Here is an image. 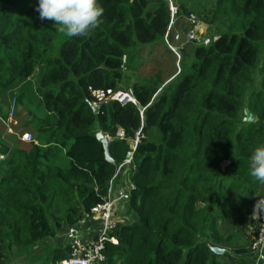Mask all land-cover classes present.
<instances>
[{
	"label": "trees",
	"instance_id": "1",
	"mask_svg": "<svg viewBox=\"0 0 264 264\" xmlns=\"http://www.w3.org/2000/svg\"><path fill=\"white\" fill-rule=\"evenodd\" d=\"M215 1L224 15L234 16L240 33L219 32L208 46L175 43L191 62L184 63L182 54L179 73L168 83L156 56L162 50L153 46L141 66L150 60L154 69L144 80L129 83L130 70L148 50H140L137 62L128 66L132 51L165 45L172 24L188 31L195 12L187 0H99L101 23L83 38L68 37L52 21L39 20L36 0H0L3 264H39L43 256L36 247L52 239L59 243L42 248L46 264L69 258V244L60 242L59 232L65 234L88 216L95 218L92 208L107 195L137 137L130 178L136 189L124 204L133 222H119L114 231L118 244H106L103 252L106 264H220L226 254L216 255L210 244L231 243L233 237L220 234L216 213H231L242 223L238 215L255 213L261 189L249 175V157L264 141V0ZM171 4L178 9L173 19ZM36 72L34 104L26 82ZM257 75L262 76L259 84ZM129 84L137 105L113 101L94 113L93 91ZM11 108L14 118L23 121L24 129L17 130L34 134L31 142L5 135ZM24 110L36 120L27 115L24 122ZM246 110L259 121L245 122ZM119 130L125 133L122 139L116 135ZM99 132L112 138L114 163L105 159ZM58 198L65 206L64 218L58 215ZM244 250H235L241 264L253 259Z\"/></svg>",
	"mask_w": 264,
	"mask_h": 264
},
{
	"label": "rangeland",
	"instance_id": "2",
	"mask_svg": "<svg viewBox=\"0 0 264 264\" xmlns=\"http://www.w3.org/2000/svg\"><path fill=\"white\" fill-rule=\"evenodd\" d=\"M215 2H216L215 0H187L188 5L194 10V12L202 17V19L204 21L202 19H201V21L205 24L206 33L209 36H211L213 39L216 38L215 36H217L219 34V32H220V34L226 33V32L237 33V34L240 33L241 32L240 26L233 23L234 16H230V15H226V14L224 15V10H218L217 9V3L215 4ZM235 5L239 7V4H235ZM215 10L220 12L219 14L217 13L218 14L217 17L212 16V14L214 13ZM205 15L210 16L209 21H207V20L205 21V19L207 17ZM232 24H235L236 26H232ZM60 42H61V39H57L56 44L58 45ZM188 44L185 45L186 46L185 48H187L189 46ZM153 46H157L163 51V54L161 51L160 52L161 54L158 53L156 56H158L157 58L166 61L167 65L165 67L166 73L164 75V79H168L169 77L174 75L176 72V59L177 58H175V56L169 50H167V48L165 47V45H163V43H157L156 45H147V46L139 47L136 50L132 51L129 55L128 66H130L131 63L137 62L136 56H137V54L139 55L138 52L140 50H145V49L150 50L151 47H153ZM173 48L176 50V47H173ZM182 54L184 55V63H187V64L190 63L191 57L187 54H184V52ZM147 57H148V55H145L143 57V59L139 62L138 67L135 70H130V72H129L130 73V80L132 78H134V79L131 81L129 80L128 81L129 83L140 82V81L144 80L141 77H148L151 70L154 69V66L151 65L150 62H148L146 66H141L143 63L147 62V60H148ZM181 63H183V58L181 60ZM262 65H264V51L262 53V59H261V64H260L261 69L264 70ZM155 66L157 67L158 65L155 64ZM137 70H138V72H137ZM37 76H38V73L36 72L33 75V77L30 78L26 82V87L28 89L27 95H28L30 101L34 102V104L37 103V99H38L36 91H35V81H36ZM261 79H262V76L257 75L255 83L259 84ZM129 86H131V85H129ZM94 106H96V105H94ZM20 108H21V105H19L18 111H20ZM26 111L24 110V112H25V114L23 116L24 122L27 120L26 118H28L27 115L30 118L36 120V118H34L31 114H29L28 111L27 112ZM14 117H15V112H14ZM187 123H188V121H186V124ZM3 125L5 127L4 129H5V132L7 134L15 133L14 135H16L17 138L21 142L28 143V142H25L23 140V136L20 137L21 131L17 130V129H24V127L22 126L23 125L22 119L17 120L16 118H13L12 124H3ZM185 129H188V128L185 127ZM23 135L31 136L34 138L33 133L23 132ZM130 144L132 145V147L134 146L133 142H130ZM229 163L230 162L227 161V162H224V164L223 163L222 164L227 167L229 165ZM213 171H216V170H213ZM221 171H226V168H222ZM106 196H108V194ZM103 198H102V200H103ZM56 201H58L61 204V210L58 213V215L61 218H64L65 214H66V210H65L64 204H62V202H61L62 198H58ZM51 209L53 211H56L57 208L53 207ZM114 213H116L117 219H119V220H122L124 222L126 221V222H128V224H131L133 222V215L131 213L129 214L127 212V208L125 206L121 207V209L119 211H115ZM226 215H229V216H226ZM249 215H250V218L254 219V221H255L254 224L251 223L252 220L249 222L250 218L246 214V217L244 218L246 225H243V227H244L243 230L242 229L238 230L241 225H240V220L237 218L236 215H232L231 213H227V214H223V216L221 217V214L216 213L217 229L220 232V234L223 235L224 237H229V236L233 237V239L231 240V243H228L226 245H217L215 242H212L210 244V247H216L217 246V247H220V248L226 250V252H227L226 255L223 257H220L218 260L220 264H241L240 260L238 259V257L235 254V250L239 251L241 249H245L244 250L246 252L245 255H248V253H249V255L252 254L251 245H252V241L254 240L256 233H257V223L255 220L256 219L255 213H251ZM238 217L242 218L241 215H238ZM81 221H82L81 225H80V223H77L76 225L67 228V230L72 228L76 232H80V235L82 236V234L84 235V233L87 232L89 228H92V230L94 231V236L97 237L99 235L100 225L97 222V220H95L93 217L88 216V217H86V219L81 220ZM64 228H66V227H64ZM66 233H67V231H66ZM66 233L64 234V232H59L58 237L60 239V242H63L64 240L67 241ZM58 243H59V241H57V239L56 240L52 239V240H47L43 244H40V246L36 247L35 250L38 253V255L43 256L41 258V262L39 264L48 263V262H45L46 257H47V253L42 248L48 246L47 244H51V246L54 247ZM115 244H118L117 236H116ZM244 246H246V248H244ZM3 260L1 261V264L4 263ZM106 261L107 260H105V262L101 263V264H106ZM242 262L245 264L250 263L249 259H243Z\"/></svg>",
	"mask_w": 264,
	"mask_h": 264
},
{
	"label": "clouds",
	"instance_id": "3",
	"mask_svg": "<svg viewBox=\"0 0 264 264\" xmlns=\"http://www.w3.org/2000/svg\"><path fill=\"white\" fill-rule=\"evenodd\" d=\"M167 1H170V0H167ZM34 11L38 13L39 20L52 21L54 25L59 26L57 30L63 33L64 35L68 37L83 38V37H86L89 32H91L92 30L98 27V25L101 23V18L103 16L104 10L100 6L99 0H36ZM192 14L195 15L196 13H192ZM170 32H171V35L170 37H168V39L171 45L173 47H176V50L174 51L173 49L170 48V46L166 42V37H164L163 42L167 50H169L175 56V58H177L176 59V72L177 73L175 72L176 74L166 79L168 80L166 81V83L172 81L178 75L180 67L182 66V63H181L182 53L180 51L182 46L179 48L174 45L175 43H179L183 41L182 42V45H183L184 43L189 42V41H196L199 44L208 46L216 39V38L213 39L211 36L207 35L205 24L203 22L201 23V27H199L197 30L191 25L187 32L178 31L174 27V24H173L172 30ZM191 32H194L195 34L194 39L189 38V35L191 34ZM177 34L179 35L178 40H176L175 38ZM207 40L208 42H206ZM149 62L151 63L150 60ZM160 63L162 64V65L160 64V69L166 72V69H165L167 65L166 61L160 59ZM100 93L104 94V98L102 99V101H99L98 98L96 97V95ZM119 93H123L127 95L126 99L122 101L115 99L114 96H116ZM92 97L94 99L93 102H91L92 109L93 107H98L100 110L103 105H106L113 101L119 102L123 106L128 105V104H133V105L138 104V100L134 93V89L131 86L122 88L119 90L93 91ZM13 106H14V103H13ZM14 109L15 108H11L9 120L7 121V123H4V124H12L13 118H14ZM252 122H255V118H254V121ZM14 134L15 133L7 134L5 132V135H14ZM116 135L117 137L122 139L125 136V133L122 130H119ZM22 136L23 134L21 133L20 137ZM104 136L111 143L112 138H109L105 134ZM139 142H140V139L138 137L133 142L134 146L132 147V151H131L133 153V156H134V151L137 145L139 144ZM133 156L128 157L127 155V158L133 159ZM0 159H4V157L1 156ZM249 169H250L251 176L254 177L255 180L258 181L260 184H264V145L255 147L253 151L251 152L250 157H249ZM134 170H135V165L133 164V160H132V164L130 166H126V167L124 166L123 168H121L118 174L116 173V175L113 177L112 180L115 181V179L120 174H123V175L127 174L129 177L128 179L130 180L131 174ZM261 203H264V198L259 199L256 205L261 204ZM78 236L83 240L86 239L83 234L82 236L80 235V232H78ZM67 242L69 244L68 238H67ZM111 245H117V244H111ZM67 259H64V260H67ZM64 260H62L59 264H61Z\"/></svg>",
	"mask_w": 264,
	"mask_h": 264
},
{
	"label": "built area",
	"instance_id": "4",
	"mask_svg": "<svg viewBox=\"0 0 264 264\" xmlns=\"http://www.w3.org/2000/svg\"><path fill=\"white\" fill-rule=\"evenodd\" d=\"M171 5L173 19L177 15L178 9L174 4ZM189 21L196 30L201 27L202 22L195 15L191 14ZM172 26L173 24L170 25L165 37L170 48L175 51L168 39V37L171 35L170 31L172 30ZM175 38L178 40L179 35L177 34ZM189 38H195L194 32H191ZM206 42H208V40ZM96 97L99 101H102L104 94L100 93L96 95ZM126 97L127 95L123 93H119L114 96L115 99L121 101L125 100ZM23 140L31 142L32 137L23 135ZM131 164L132 158H126L124 163L121 164L118 172L124 166H130ZM124 182L126 189H124V191L119 195H114V180H111L107 193L108 196H105L102 202L93 207L91 210V214L95 216L94 219H96L100 225L99 235L97 237L93 239L86 238L83 240L78 236V232H76L74 229L71 228L67 231L66 237L69 240L70 258L64 260L61 264H101L105 262L106 257L104 256L103 252L106 244H115L116 235H114V231L117 229L119 222H123L122 220L117 219L116 215L114 214L116 205L128 202L131 191L136 189L135 184L129 179ZM261 198H258L255 203L257 233L251 245L253 259L255 260L254 264H264V203L256 205L257 201Z\"/></svg>",
	"mask_w": 264,
	"mask_h": 264
},
{
	"label": "crops",
	"instance_id": "5",
	"mask_svg": "<svg viewBox=\"0 0 264 264\" xmlns=\"http://www.w3.org/2000/svg\"><path fill=\"white\" fill-rule=\"evenodd\" d=\"M194 12V11H193ZM208 35V34H207ZM152 48L150 49V50H148L147 52H146V54L145 55H148L150 52H152ZM159 54H161V53H159ZM153 62H156V60L154 59L153 60ZM165 64V63H164ZM253 115H254V117H255V122H257V121H259V120H257L258 119V117H257V115L255 114V113H253V112H251ZM262 145H264V141L262 142ZM238 168H242V166L241 165H239L238 166ZM250 173V172H249ZM249 175H251V174H249ZM129 177H128V175L127 174H125V175H123V174H120L116 179H115V181H114V195H119L121 192H123L124 191V185H125V182L124 181H126L127 179H128ZM124 184V185H123ZM261 189H260V193H259V191H258V196H259V198H264V184H261V187H260ZM125 204V203H124ZM124 204H117L116 205V208H115V211H119L120 209H121V207H123L124 206ZM127 204V203H126ZM115 215H116V213H115ZM248 215V214H247ZM117 217V216H116ZM246 217V215H242V218H243V222L242 223H240L241 224V228L240 229H242L243 230V225H246V223H245V220H244V218ZM248 217L250 218V216L248 215ZM251 219L252 218H250V220H249V222L251 221ZM96 220V219H95ZM98 222V221H97ZM253 222H254V219L251 221V223L253 224ZM99 223V222H98ZM256 224V223H255ZM84 237L85 238H89V239H93V238H95V236H94V231L92 230V228H89L88 229V231L87 232H85L84 233ZM226 244H228V243H226ZM226 244H224V245H226ZM227 253V252H226ZM225 253V254H226ZM249 259V258H248ZM255 260L254 259H249V264H254L255 262H254Z\"/></svg>",
	"mask_w": 264,
	"mask_h": 264
},
{
	"label": "water",
	"instance_id": "6",
	"mask_svg": "<svg viewBox=\"0 0 264 264\" xmlns=\"http://www.w3.org/2000/svg\"><path fill=\"white\" fill-rule=\"evenodd\" d=\"M93 111H94V113H98L99 108L93 107ZM254 118H255L254 115L249 110L245 111V117H244L245 122H252V121H254ZM96 137L103 144L105 159L110 163H114L115 160L111 156V143L105 138L103 132H99ZM132 156H133V153L129 152L128 157H132ZM210 249L216 255H219V256H223L226 253V250L222 249L220 247H211Z\"/></svg>",
	"mask_w": 264,
	"mask_h": 264
}]
</instances>
